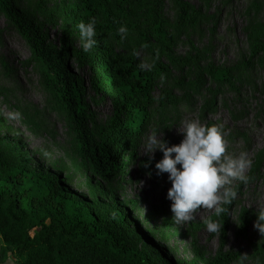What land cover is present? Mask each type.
<instances>
[{
	"label": "rangeland",
	"instance_id": "obj_1",
	"mask_svg": "<svg viewBox=\"0 0 264 264\" xmlns=\"http://www.w3.org/2000/svg\"><path fill=\"white\" fill-rule=\"evenodd\" d=\"M161 17L173 36L171 52L156 42L147 45L140 34L147 30L146 18L134 21L133 30L123 39L106 34L115 52L132 55L154 68V52L167 71L156 73L152 87L154 101L148 120L139 134L138 159L121 177L100 181L81 166L77 141L40 82V66L35 62L25 37L0 11V150L12 164L24 167L41 178L59 183L60 188L75 193L82 200H98L105 208L112 205L111 195L129 210L137 222L129 236L159 264H166L153 250L156 245L173 260L191 259L194 247L205 258L221 253H247L245 264H264V237L254 229L255 210L264 206V0H159ZM181 1L195 6L194 24H185ZM17 0L18 7L43 24L48 39L60 45L63 33L71 44L82 49L78 31L67 24L64 0ZM46 9V12L44 11ZM47 13V15L45 14ZM49 15V16H48ZM54 16L53 21L49 17ZM134 51L138 55H134ZM93 48L86 53L90 59ZM71 65L86 79L90 76L88 60L83 66L72 57ZM213 67L224 68L228 81L212 79ZM87 97L96 117L92 125L106 127L114 115L111 99L100 97L89 87ZM181 119H196L202 124H221L226 130L227 149L248 153L247 184L234 181L237 196L227 206V224L216 218L221 228L216 233L205 230L202 219L212 210H198L195 221L176 224L171 221L170 201L166 199L167 173L156 175L155 163L162 158L156 150L149 166L142 139L152 131L162 135L168 145L180 143L182 134L176 125ZM179 167V166H178ZM137 186V190H135ZM247 210L249 222L242 230L241 210ZM222 229L225 241L222 245ZM15 261L14 253L7 252ZM232 258L226 264H234ZM16 263V262H15ZM204 264V263H202Z\"/></svg>",
	"mask_w": 264,
	"mask_h": 264
},
{
	"label": "trees",
	"instance_id": "obj_2",
	"mask_svg": "<svg viewBox=\"0 0 264 264\" xmlns=\"http://www.w3.org/2000/svg\"><path fill=\"white\" fill-rule=\"evenodd\" d=\"M45 1L40 0L39 4ZM180 6L185 24H194L195 6L185 1ZM0 11L25 37L40 66L41 84L76 137L81 166L87 167L100 181L110 182L121 177L138 159L137 142L154 101L155 74L166 72L167 68L154 52L153 71L141 70L138 66L141 61L115 52L106 34L118 35L116 30L121 25L127 26L129 34L134 21L146 18L149 25L140 34L141 40L147 45L152 40L171 52L174 38L166 29L167 21L160 15V1L64 0L65 21L74 29L79 21L87 23L89 18L96 19L97 43L90 59L82 49L71 44L65 32L60 45L51 42L43 24L20 9L17 0H0ZM49 19L53 21L54 16ZM72 57L81 66L88 60V79L73 68ZM211 75L214 80L230 79L224 68L213 67ZM89 87L100 97L111 99L114 105L110 123L99 130L102 136L99 140L92 128L97 121L87 97ZM146 161L142 160L143 166ZM111 198L109 208L98 200H82L77 194L61 189L58 182L12 164L0 150V261L7 252H12L16 264H159L133 242L129 228L134 225L140 231V227L114 194ZM224 207L220 217L226 225L227 206ZM247 215L243 208V231L249 222ZM210 217L217 218L214 214ZM224 235L225 229H222V245ZM153 250L166 264H226L232 258L237 259L233 253L205 258L199 247H194L191 259L175 261L162 248L153 245Z\"/></svg>",
	"mask_w": 264,
	"mask_h": 264
},
{
	"label": "clouds",
	"instance_id": "obj_3",
	"mask_svg": "<svg viewBox=\"0 0 264 264\" xmlns=\"http://www.w3.org/2000/svg\"><path fill=\"white\" fill-rule=\"evenodd\" d=\"M96 19L88 22L79 21L75 24L82 51L88 53L97 43L94 39ZM123 40L128 29L121 25L117 30ZM134 55H138L134 51ZM158 58V53L156 54ZM141 70L150 69V65L141 62ZM178 133L182 134L180 143L168 145L156 131H152L142 139L144 154L149 160L156 150L162 152V158L155 163L156 175L167 173L171 186L167 190L166 199L170 203L171 221L183 224L196 220L198 210H212L219 218L225 212V205H231L237 192L232 187L234 181L247 184L250 177L246 170L251 161L246 151L231 152L227 149L225 139L227 132L221 124L205 125L196 119H181L176 125ZM179 166V167H178ZM254 229L264 237V206L255 210ZM204 228L209 233H216L221 225L216 219H202ZM247 253H240L234 264H245ZM256 264H261L259 257Z\"/></svg>",
	"mask_w": 264,
	"mask_h": 264
},
{
	"label": "crops",
	"instance_id": "obj_4",
	"mask_svg": "<svg viewBox=\"0 0 264 264\" xmlns=\"http://www.w3.org/2000/svg\"><path fill=\"white\" fill-rule=\"evenodd\" d=\"M2 242L0 241V248ZM0 264H16L14 259L11 256H6L3 261H0Z\"/></svg>",
	"mask_w": 264,
	"mask_h": 264
},
{
	"label": "bare ground",
	"instance_id": "obj_5",
	"mask_svg": "<svg viewBox=\"0 0 264 264\" xmlns=\"http://www.w3.org/2000/svg\"><path fill=\"white\" fill-rule=\"evenodd\" d=\"M264 100V99H263ZM135 190H137V186H135Z\"/></svg>",
	"mask_w": 264,
	"mask_h": 264
}]
</instances>
